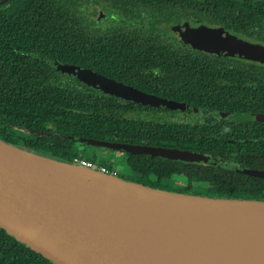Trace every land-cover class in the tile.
<instances>
[{
    "label": "trees",
    "instance_id": "1",
    "mask_svg": "<svg viewBox=\"0 0 264 264\" xmlns=\"http://www.w3.org/2000/svg\"><path fill=\"white\" fill-rule=\"evenodd\" d=\"M1 1L0 140L8 144L67 163H73L79 157L76 145L81 144L78 140L81 138L130 145L172 146L173 143L163 142V139L174 138L175 132L178 135L176 130L172 132V127L167 124L140 118L144 110L157 109L92 90L79 80L58 72V64L80 66L169 100L180 99L192 105L203 103L208 108L231 113H264L262 66L233 65L207 59L190 62V57L180 56L172 48L160 47L156 41L140 35L90 34L72 10L76 6L72 0ZM116 2V7L126 18H143L148 13L169 23L195 21L190 17L195 19L198 14L208 15L201 22L210 21L211 17L225 20L230 9L252 8L250 0L241 5L234 0ZM178 88L181 90L177 91ZM130 115H138V118ZM256 125L263 129L257 132L256 141L234 144L214 139L189 141V131L207 136L218 130L214 126L209 128L211 131L184 127L185 137L179 145L186 150L209 154L214 159L223 157L222 147L235 146L256 155L239 159L238 165L264 170V124ZM239 133L236 132L234 138ZM126 154L128 166L139 177L137 183L142 184L151 176L160 180L163 165L158 158ZM233 159L238 158L222 160L217 171L233 169L229 163ZM87 160L96 163L93 159ZM98 164L114 169L110 163ZM204 173L209 176L206 169ZM231 178L239 177L232 175ZM245 178L248 180H237L240 184H227L228 189L229 186L233 188L231 193L239 196L233 199L264 201V178ZM0 264L51 263L0 228Z\"/></svg>",
    "mask_w": 264,
    "mask_h": 264
},
{
    "label": "water",
    "instance_id": "2",
    "mask_svg": "<svg viewBox=\"0 0 264 264\" xmlns=\"http://www.w3.org/2000/svg\"><path fill=\"white\" fill-rule=\"evenodd\" d=\"M182 39L199 50L264 63V47L222 30L188 29L182 31ZM56 69L92 90L137 105L186 109L183 104L80 66L58 64ZM257 118L264 121V115ZM78 140L132 155L177 160L201 158L199 154L176 149ZM248 174L263 176L257 171ZM120 197L144 202L152 212L171 210L181 218L191 216L192 231L204 226L225 228L227 233L242 231L264 254L263 201L204 198L156 189L0 140V228L51 264H248L252 258L240 252L220 260L211 250L217 246L215 240L193 238L194 233L186 227L157 222L151 212L137 207L117 210L115 204Z\"/></svg>",
    "mask_w": 264,
    "mask_h": 264
},
{
    "label": "flooded vegetation",
    "instance_id": "3",
    "mask_svg": "<svg viewBox=\"0 0 264 264\" xmlns=\"http://www.w3.org/2000/svg\"><path fill=\"white\" fill-rule=\"evenodd\" d=\"M238 3V5L245 4V2L249 0H234ZM252 3V8H238L236 10H228V18L225 20H220L211 17L210 21L201 22V20L206 19L208 15L201 16L198 14L197 18L190 17L195 21H186L180 20L179 23L174 22H163L162 17L156 18L151 17L148 13H145V17L139 18L136 16L125 18L129 21L124 26H142L141 31H149V35L145 36L140 35L141 37L148 38L150 41H156V44L160 47L162 45L167 46L168 48H172V50L180 56H188L192 61H199L202 59H207L209 61H217L222 60L225 62H231V64H256V66L264 67V63L245 59L241 57L234 56H223L217 53H211L204 50H199L193 48L191 45L186 44L182 39V31L191 29L196 30L199 28H206L209 30H222L229 35L239 38L245 39L252 45H258L264 47V0H250ZM192 13V12H191ZM193 15V14H192ZM190 15V16H192ZM202 18V19H201ZM165 26L163 29L160 26ZM181 30V31H180ZM180 91L181 89H176ZM162 98V97H161ZM121 99V98H120ZM167 99V98H164ZM169 100V99H168ZM176 103L185 105L186 109L183 111L181 109L178 110H169L164 107H147V108H155L157 110H144L141 119H144L147 122H152L149 119L153 117H158L162 122H156L159 124H167L172 127V132L175 130L174 138L168 140L163 139V142H171L172 146H161L160 148L167 149H176L179 151H188L199 154L201 156L198 160H177L174 157L165 158L161 156H157L158 161L163 165L162 174L159 178L156 176H151V178L145 179L142 181L143 185H148L151 187H155L156 189H161L165 191L170 190V186L177 187L176 190L179 193H185L188 195H195L204 198H215V199H228V200H250V199H233L234 197H239L233 195L231 193L230 186L228 189L227 184H240L237 180L243 181V179L248 180L246 177L253 178H264V170L261 169H246L241 165V159L249 156H256L255 152L251 154L249 152L242 151L240 148L227 145L222 147V155L223 157L220 159H214L213 156L209 154H204L203 152L191 151L181 148L179 144L183 142L184 135V127H199L210 130L211 126L217 128L218 131L213 132L210 135L204 133L197 132L195 133L189 131V136L187 139L189 141H202V140H212L219 141L226 144H234V143H248L254 142L258 138L257 132L259 130H263L261 127H258L256 124H264V121H259L257 116L264 115V113H231L228 111H219L212 108H208L204 106L205 104L201 103L200 105H192L188 102H184L180 99L172 100ZM129 102V101H128ZM146 107V106H145ZM134 118H138V115H130ZM147 118V119H146ZM155 122V121H154ZM237 127V128H235ZM211 131V130H210ZM240 132L237 138H234L236 132ZM257 138V139H256ZM81 143V142H80ZM82 145V143H81ZM84 146H89L84 144ZM156 147V146H153ZM159 147V146H158ZM22 149V147H19ZM110 150V149H108ZM112 151V150H111ZM118 152H123V159L126 160L127 154L126 152L120 150ZM150 156V155H149ZM230 158H238L233 159L229 163H231V167L233 169L225 171H217L218 167L223 164L222 160H229ZM240 159V160H239ZM127 163V161H126ZM225 163V164H229ZM113 165V164H112ZM128 165V164H127ZM208 167L210 170H208ZM130 168V167H129ZM211 168H213L211 170ZM209 171V176H204V170ZM130 171L131 168H130ZM257 171L262 172L263 176H253L249 175L248 172ZM133 173V171H132ZM134 174V173H133ZM135 175V174H134ZM232 175H238L239 178L232 179ZM136 179L132 182L139 181V177L135 175ZM141 179V178H140ZM225 185H219V184ZM241 186V185H240ZM228 189V190H227ZM229 192V193H228ZM227 194V196L225 194ZM231 193V194H230ZM245 198V197H242ZM251 201H261V200H251ZM264 202V201H263Z\"/></svg>",
    "mask_w": 264,
    "mask_h": 264
},
{
    "label": "rangeland",
    "instance_id": "4",
    "mask_svg": "<svg viewBox=\"0 0 264 264\" xmlns=\"http://www.w3.org/2000/svg\"><path fill=\"white\" fill-rule=\"evenodd\" d=\"M66 4L68 5V2H66ZM72 4L76 5L72 10L77 13L81 21L80 23L87 28V32L90 34H98L99 36H112L117 34L145 36L146 34L148 36L150 33L146 31V29L141 31L142 26H124L129 20L126 19L125 14L116 7V0H72ZM160 27L163 29L165 26L163 25ZM149 120L162 122L158 117H153ZM17 147L19 148L20 146ZM76 149L79 151V156L84 159H93L96 163L106 162L113 164L114 170L117 172V177L126 181H133L136 179L135 175L130 171L126 160L122 157L123 152L111 151L107 148L84 146V144H77ZM169 188L172 191L178 189L174 187L173 190V186Z\"/></svg>",
    "mask_w": 264,
    "mask_h": 264
},
{
    "label": "bare ground",
    "instance_id": "5",
    "mask_svg": "<svg viewBox=\"0 0 264 264\" xmlns=\"http://www.w3.org/2000/svg\"><path fill=\"white\" fill-rule=\"evenodd\" d=\"M127 207H137L140 211L145 210L151 212L154 216L155 221H160V223H167L172 226L186 227L192 231L189 227L190 223H193V218L191 216L178 217L173 215L171 210L164 211L162 213H156L155 210L152 212L148 209L144 202H133L126 197H120L115 208L121 210ZM152 210V209H151ZM193 238L198 236L202 240L213 239L217 242V246L212 247V251L219 255L220 260H226L229 257L237 256V253L244 252L248 256L252 255L248 264H263L264 254L254 246V243L248 238V234L242 231L230 233L226 232L225 228H215L212 229L209 226L195 227L192 231ZM249 258V257H248ZM251 261V262H250Z\"/></svg>",
    "mask_w": 264,
    "mask_h": 264
},
{
    "label": "built area",
    "instance_id": "6",
    "mask_svg": "<svg viewBox=\"0 0 264 264\" xmlns=\"http://www.w3.org/2000/svg\"><path fill=\"white\" fill-rule=\"evenodd\" d=\"M75 164H79L85 168L91 169V170H95L98 171L104 175H110V176H116L117 177V172L114 169H110L107 166L98 164V163H94L92 161H89L87 159H84L82 157H77L74 159Z\"/></svg>",
    "mask_w": 264,
    "mask_h": 264
}]
</instances>
